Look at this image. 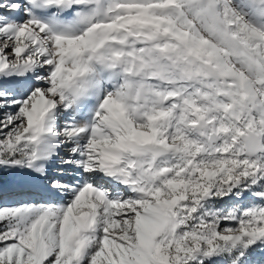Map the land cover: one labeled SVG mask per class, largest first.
Returning <instances> with one entry per match:
<instances>
[{
    "label": "snow or ice",
    "instance_id": "1",
    "mask_svg": "<svg viewBox=\"0 0 264 264\" xmlns=\"http://www.w3.org/2000/svg\"><path fill=\"white\" fill-rule=\"evenodd\" d=\"M0 264H264V0H0Z\"/></svg>",
    "mask_w": 264,
    "mask_h": 264
}]
</instances>
